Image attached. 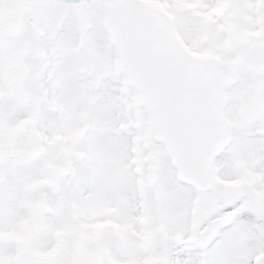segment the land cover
<instances>
[{
	"label": "snow or ice",
	"instance_id": "obj_1",
	"mask_svg": "<svg viewBox=\"0 0 264 264\" xmlns=\"http://www.w3.org/2000/svg\"><path fill=\"white\" fill-rule=\"evenodd\" d=\"M20 7L0 232L42 241L0 264H264V0H0Z\"/></svg>",
	"mask_w": 264,
	"mask_h": 264
}]
</instances>
